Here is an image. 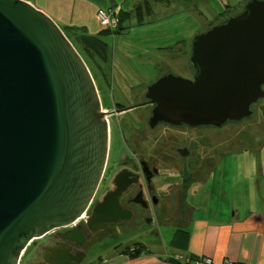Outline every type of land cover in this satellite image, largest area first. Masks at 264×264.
I'll list each match as a JSON object with an SVG mask.
<instances>
[{"label": "water", "instance_id": "1", "mask_svg": "<svg viewBox=\"0 0 264 264\" xmlns=\"http://www.w3.org/2000/svg\"><path fill=\"white\" fill-rule=\"evenodd\" d=\"M189 61L192 81L169 74L147 88L153 121L221 128L250 117L264 98V0L200 34ZM107 148L106 112L80 54L27 1L0 0V264H20L32 242L78 226ZM121 191L95 206L88 230L129 218ZM66 232L62 241L82 244L80 232ZM88 248L42 249L27 264H86Z\"/></svg>", "mask_w": 264, "mask_h": 264}, {"label": "rangeland", "instance_id": "2", "mask_svg": "<svg viewBox=\"0 0 264 264\" xmlns=\"http://www.w3.org/2000/svg\"><path fill=\"white\" fill-rule=\"evenodd\" d=\"M250 1L172 0L167 4L168 8H160L154 4L151 14L144 16L142 24L135 17L124 21L125 29L122 33L113 34L107 39L110 50V59L107 62L102 63L97 58L96 63L92 59L84 60L96 85L100 102L106 104L103 109L109 112L113 104L128 105L131 99L140 97L138 95L161 76L170 74L191 80L195 70L189 59L195 39L244 12ZM177 41L181 43L177 44ZM113 119L116 122L117 117ZM106 120L110 122L111 118ZM222 129L216 138L213 136L218 142L219 155L214 163L213 174L202 184L203 187L206 184L208 190H203V195L194 199L196 202H227L225 194L215 196L212 189L223 191L234 185L245 188L247 183L241 175L246 178L249 170L255 168L258 174L264 173V114L259 117L251 114L245 121L227 124ZM236 180L239 182L233 184ZM185 201L188 203L193 199L186 197ZM152 231L153 233H130L103 247H97L91 251L92 257L86 264H93L99 256L115 252L114 246L117 250L137 245L150 251L170 250L167 237L169 227L156 226ZM32 255L33 252H25L20 264H25Z\"/></svg>", "mask_w": 264, "mask_h": 264}, {"label": "flooded vegetation", "instance_id": "3", "mask_svg": "<svg viewBox=\"0 0 264 264\" xmlns=\"http://www.w3.org/2000/svg\"><path fill=\"white\" fill-rule=\"evenodd\" d=\"M242 14L235 17L240 19ZM155 82L148 85L138 95L140 97L131 99L128 105L113 104L108 112L103 109L106 104L101 102L106 118H111V121L107 120L106 162L90 207L78 226L57 230L32 242L26 251L33 252L29 260L42 249L55 247L68 252H83L89 245L88 252H91L130 233H153L152 229L156 226H164L163 219L168 212L175 218L187 216L185 198L190 195L188 198L196 199L197 189L213 174L219 155L215 138L227 125L221 128L188 127L153 121L155 105L150 102L146 90ZM251 111L252 115L259 117L264 112V98L253 105ZM115 116L116 122L113 121ZM118 185L122 191L117 203L122 210L130 213L129 218L108 223L107 228L94 226L88 230L86 223L92 218L93 209L106 196L114 194ZM66 231L80 232L83 235L82 244L62 241L61 233H68ZM99 238L102 240L94 244Z\"/></svg>", "mask_w": 264, "mask_h": 264}, {"label": "crops", "instance_id": "4", "mask_svg": "<svg viewBox=\"0 0 264 264\" xmlns=\"http://www.w3.org/2000/svg\"><path fill=\"white\" fill-rule=\"evenodd\" d=\"M27 2L50 17L59 28H78L96 36L102 31L97 17L99 11L131 12L139 0ZM240 177L247 183L245 188L232 186L239 182L236 180L228 190L212 189L215 196L225 194L227 202L212 200L204 204L193 200L185 202L187 216L175 218L169 212L164 216L163 227H169L170 250L150 251L142 246L141 253L134 255L129 253L136 246L124 250L115 247V252L99 256L93 264L103 261H106L104 264H196L191 259L201 258L211 260L212 264H222L225 260L234 264H264V173L258 174L255 168L249 170L247 180L243 175ZM205 185L197 189V197L203 195V190H208Z\"/></svg>", "mask_w": 264, "mask_h": 264}, {"label": "trees", "instance_id": "5", "mask_svg": "<svg viewBox=\"0 0 264 264\" xmlns=\"http://www.w3.org/2000/svg\"><path fill=\"white\" fill-rule=\"evenodd\" d=\"M170 1L168 0H142L141 3H136L131 12H120L117 14V26L113 30H104L96 35L91 36L87 34L84 30L78 28H60L66 38L70 41V43L74 46L77 52L80 54L83 60L92 59L94 63H96V58L99 59L102 63L107 62L110 59V50L107 45V39L113 34L122 33L125 29L123 27V22L131 17H135L138 20L139 24L144 22V16L150 15L152 6L154 4L157 7H166ZM95 59V60H94ZM86 64V63H85ZM98 64V63H97ZM98 67V66H97ZM264 114V112H262ZM247 119V118H246ZM245 121V119L243 120ZM255 142V140H254ZM253 142V143H254ZM256 144V143H255ZM254 144V145H255ZM137 248L129 254L138 255L141 253L143 249L141 245L136 246ZM204 258L195 260L191 259L196 264H204L201 261Z\"/></svg>", "mask_w": 264, "mask_h": 264}, {"label": "built area", "instance_id": "6", "mask_svg": "<svg viewBox=\"0 0 264 264\" xmlns=\"http://www.w3.org/2000/svg\"><path fill=\"white\" fill-rule=\"evenodd\" d=\"M117 14L118 12L112 11V10H109L106 12L99 11L97 14V17H98L101 28L104 30H113L117 26V16H116ZM105 262L106 261H103L100 264H104ZM201 262L204 264H212L211 260L209 259H204ZM183 264H188V263L185 262ZM222 264H234V263H231L228 260H225Z\"/></svg>", "mask_w": 264, "mask_h": 264}]
</instances>
